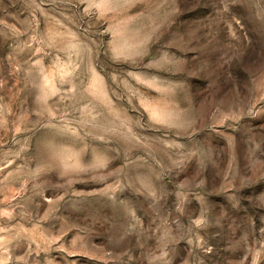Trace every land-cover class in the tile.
<instances>
[{
	"label": "rangeland",
	"instance_id": "obj_1",
	"mask_svg": "<svg viewBox=\"0 0 264 264\" xmlns=\"http://www.w3.org/2000/svg\"><path fill=\"white\" fill-rule=\"evenodd\" d=\"M0 264H264V0H0Z\"/></svg>",
	"mask_w": 264,
	"mask_h": 264
}]
</instances>
